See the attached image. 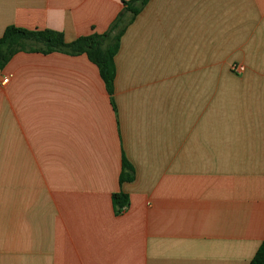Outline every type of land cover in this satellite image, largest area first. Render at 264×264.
Here are the masks:
<instances>
[{
  "label": "crops",
  "instance_id": "0c3cea01",
  "mask_svg": "<svg viewBox=\"0 0 264 264\" xmlns=\"http://www.w3.org/2000/svg\"><path fill=\"white\" fill-rule=\"evenodd\" d=\"M123 1L0 0V38L103 35ZM115 65L112 97L86 55L21 52L0 70V264H249L264 242V0H150Z\"/></svg>",
  "mask_w": 264,
  "mask_h": 264
},
{
  "label": "trees",
  "instance_id": "16d2710c",
  "mask_svg": "<svg viewBox=\"0 0 264 264\" xmlns=\"http://www.w3.org/2000/svg\"><path fill=\"white\" fill-rule=\"evenodd\" d=\"M124 2V10L113 26L105 34L93 33L87 37L67 42L64 35L52 30L32 31L16 27H8L0 38V70L18 53L51 54L60 53L69 56L86 55L89 60L100 69V76L104 81L108 93L114 95V81L116 75L115 57L121 47V39L129 27L150 0H133ZM133 181V171L125 160L120 178L121 184ZM118 213L129 205V199L124 194L113 196ZM249 264H264V242L256 256Z\"/></svg>",
  "mask_w": 264,
  "mask_h": 264
},
{
  "label": "built area",
  "instance_id": "2783aa9c",
  "mask_svg": "<svg viewBox=\"0 0 264 264\" xmlns=\"http://www.w3.org/2000/svg\"><path fill=\"white\" fill-rule=\"evenodd\" d=\"M233 70L236 73L241 74V73H243L244 68L243 67H238V65H237V66L233 67ZM7 83H9V78L8 77L3 80V84L4 85L7 84Z\"/></svg>",
  "mask_w": 264,
  "mask_h": 264
},
{
  "label": "rangeland",
  "instance_id": "374dc122",
  "mask_svg": "<svg viewBox=\"0 0 264 264\" xmlns=\"http://www.w3.org/2000/svg\"><path fill=\"white\" fill-rule=\"evenodd\" d=\"M236 66V65H235ZM235 66H233V67H235ZM234 71V70H233Z\"/></svg>",
  "mask_w": 264,
  "mask_h": 264
}]
</instances>
